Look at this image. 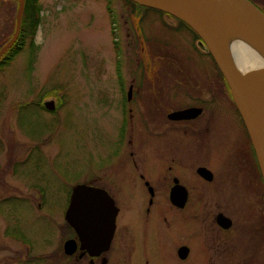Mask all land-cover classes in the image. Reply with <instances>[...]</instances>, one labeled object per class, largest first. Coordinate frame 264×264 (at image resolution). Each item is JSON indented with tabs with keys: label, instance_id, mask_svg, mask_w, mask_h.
Returning a JSON list of instances; mask_svg holds the SVG:
<instances>
[{
	"label": "rangeland",
	"instance_id": "374dc122",
	"mask_svg": "<svg viewBox=\"0 0 264 264\" xmlns=\"http://www.w3.org/2000/svg\"><path fill=\"white\" fill-rule=\"evenodd\" d=\"M36 6L40 23L34 43L0 69V264L7 262L10 246L20 247L8 236L23 237L32 248L18 264H44L51 258L54 223L62 221L74 184L91 179L102 184L114 177L123 189L131 188L133 204L147 205V191L127 154L139 139L141 154L135 156L149 182L155 175L148 163L160 155L154 158L152 151V84L146 82H152L158 58L165 55L169 59L160 60V75L167 66L166 76L182 71L183 76L201 75L199 68L211 61L186 30L175 32L180 28L176 19L132 8L125 0H39ZM16 9L13 0H0V51L14 32ZM131 81L134 96L140 87L137 107L146 109L140 132L131 121L124 122ZM176 88L163 95L178 97ZM49 100L59 104L56 111L38 106ZM132 174L136 180L128 186ZM237 188L244 192L234 195L236 213L242 211L239 231L230 251L214 263L238 264L245 244L251 262L264 264V235L253 223L258 212L249 204L247 190L239 183ZM5 226L13 233L4 232ZM140 264H145L143 258Z\"/></svg>",
	"mask_w": 264,
	"mask_h": 264
},
{
	"label": "flooded vegetation",
	"instance_id": "af4514ba",
	"mask_svg": "<svg viewBox=\"0 0 264 264\" xmlns=\"http://www.w3.org/2000/svg\"><path fill=\"white\" fill-rule=\"evenodd\" d=\"M181 28L191 35L198 46L204 47L189 29L176 27L175 32ZM205 53L211 61L205 69L199 68L201 75L183 76L182 71V75L166 76L167 66L164 75H160L164 65V61L160 60L169 59L165 55L158 58L159 66L152 75V82H146L152 84V98H149L152 105V151L154 158L160 155L157 157L159 160L148 163L155 175H151L155 185H152V178L148 182L143 171L140 172L143 167L138 160L141 154L139 139L135 140L134 146H130L127 154L147 191V205L133 204L131 188L125 190L120 187L117 178L110 177L102 184L97 179L87 181L86 184L104 190L112 199L111 204L105 202L102 195L97 197V211L89 214L91 219L82 232L64 219L66 205L62 221L54 223V253L44 264H140L142 258L145 264H215L214 260L219 262L224 253L230 251L229 244L239 231L237 222L241 221L242 211L236 213L234 203L237 183L247 190L246 198L253 201L249 204L258 212L253 223L264 235L263 177L229 87L210 53ZM133 84L131 81L125 91L124 122L131 121L133 130L136 128L140 132V116L146 109L137 107L140 104V99L137 100L140 87L134 96ZM172 86L178 87L175 97L179 95L173 99L163 95ZM183 98L191 100L181 102ZM148 101L145 98V102ZM191 107L199 108L200 113L190 118L169 116ZM134 109L136 115L133 114ZM193 152H200L201 158L205 159L196 157ZM200 167L210 170L211 178L206 179L198 173ZM126 180L130 186L136 180L135 174L128 175ZM179 185L185 194L182 206L174 204L171 198V193ZM238 192L244 194L241 190ZM220 214L228 219L227 226L218 222ZM6 226L4 232L12 234ZM8 237L11 241L16 239L20 247L14 249L10 246L7 262H2L18 264V260L29 255L32 248L23 237ZM66 240L74 242V250L70 254L64 251ZM181 247L187 248L185 257L179 253ZM245 247L244 244L238 264H259L251 262Z\"/></svg>",
	"mask_w": 264,
	"mask_h": 264
},
{
	"label": "water",
	"instance_id": "95a60500",
	"mask_svg": "<svg viewBox=\"0 0 264 264\" xmlns=\"http://www.w3.org/2000/svg\"><path fill=\"white\" fill-rule=\"evenodd\" d=\"M140 6L157 9L177 19L184 21L199 37L200 43L210 53L220 73L225 79L234 104L245 124L247 133L254 150L258 166L264 181V65L240 73L229 61L224 47L210 30L216 25L230 24L250 35L260 46L264 54V13L250 0H130ZM15 29L0 51V56L16 39L21 25L24 0H16ZM131 87L127 97L130 98ZM44 107L53 111V100L45 101ZM200 113L196 107L187 108L171 113L173 118H190ZM204 178H211V172L205 167L198 168ZM176 186L171 193L174 204L182 206L185 194ZM102 195L105 202L111 204L112 199L104 191L86 183L74 184L69 193L68 204L64 211V219L82 232L91 219L90 213L97 210L95 200ZM101 212H105L101 210ZM79 215V216H78ZM89 215V216H88ZM222 226L228 225V219L218 216ZM84 243V239L81 237ZM74 242L66 240L64 251L70 254L74 250ZM179 253L185 257L187 248L181 247Z\"/></svg>",
	"mask_w": 264,
	"mask_h": 264
},
{
	"label": "bare ground",
	"instance_id": "6f19581e",
	"mask_svg": "<svg viewBox=\"0 0 264 264\" xmlns=\"http://www.w3.org/2000/svg\"><path fill=\"white\" fill-rule=\"evenodd\" d=\"M224 47L231 64L240 72L264 65V54L259 44L241 29L230 25H216L210 30Z\"/></svg>",
	"mask_w": 264,
	"mask_h": 264
},
{
	"label": "trees",
	"instance_id": "16d2710c",
	"mask_svg": "<svg viewBox=\"0 0 264 264\" xmlns=\"http://www.w3.org/2000/svg\"><path fill=\"white\" fill-rule=\"evenodd\" d=\"M13 1L15 2V4H17L16 0H13ZM38 1L39 0H24V8H23V13H22V18H21L20 32L18 34L16 41L11 46V48L4 55L0 56V69L2 68V66L12 61L13 58L24 48L26 44L32 45L34 43L35 34L38 29V25L40 23L39 21L40 20V15H39L40 9L36 6V3ZM125 1L129 3L132 8H139L143 10L144 12L147 10H155L157 12H160V14L162 15L166 14L157 9L140 6L130 0H125ZM250 1H252V3L256 5L264 13V0H250ZM171 17L177 20L179 27H184V28L189 29L194 34L195 38H199L198 35L184 21L177 19L174 16H171ZM139 18L141 19V16H139ZM114 45H115L116 50H118V47L115 41H114ZM117 74L120 75L119 64H117ZM219 74L222 76L221 73ZM38 106H40L41 109L46 110L44 105H41L39 103ZM58 107H59V104L56 105V108L54 109V111H56ZM44 198L45 196H42L41 194V199L43 200Z\"/></svg>",
	"mask_w": 264,
	"mask_h": 264
}]
</instances>
